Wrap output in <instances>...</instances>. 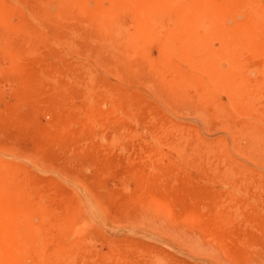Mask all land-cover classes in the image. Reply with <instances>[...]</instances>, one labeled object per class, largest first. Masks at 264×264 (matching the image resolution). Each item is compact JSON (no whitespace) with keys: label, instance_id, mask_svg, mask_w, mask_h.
<instances>
[{"label":"rangeland","instance_id":"1","mask_svg":"<svg viewBox=\"0 0 264 264\" xmlns=\"http://www.w3.org/2000/svg\"><path fill=\"white\" fill-rule=\"evenodd\" d=\"M261 238L264 0H0V261L264 264Z\"/></svg>","mask_w":264,"mask_h":264},{"label":"bare ground","instance_id":"2","mask_svg":"<svg viewBox=\"0 0 264 264\" xmlns=\"http://www.w3.org/2000/svg\"><path fill=\"white\" fill-rule=\"evenodd\" d=\"M105 159H107V158H105ZM142 181H143V180H142ZM146 182H147V181H146ZM117 199H118V198H117ZM117 199H116V200H117ZM188 216H189V215H188ZM233 220H234V219H233ZM199 221H200V220H199ZM200 222H201V224H200ZM200 222H199V226H203V229L206 230V231H205V230H202V231H204V235H203V236L206 237V238H207V236H209V238H211V237L214 236V238H215V235H216L217 230H216V232L214 233V235L212 236V234H211L212 232H211V233H210V232L208 233V231H209L208 228H209L210 226L207 227V229H206V226H205L206 223H205L204 221L202 222V220H201ZM196 223H198V222H196ZM202 223H205V225H202ZM194 224H195V223H194ZM208 225H209V224H208ZM193 226L196 227L197 225L195 224V225H193ZM204 226H205V227H204ZM189 227H190V226H189ZM211 227H212V226H211ZM200 229H202V227H200ZM217 229H218V231H220L219 228H217ZM210 230H211V229H210ZM214 231H215V230H214ZM191 232H192V231H191ZM196 232H197V230H196ZM205 233H206V234H205ZM217 233H218V232H217ZM10 234H11V233H10ZM200 234H201V233H200ZM202 234H203V233H202ZM207 234H208V235H207ZM218 234H219V233H218ZM13 235H14V234H13ZM220 235H221V234H220ZM223 235H224V234H223ZM242 235H243V234H242ZM260 235H261V234H260ZM260 235H259V236H260ZM201 236H202V235H201ZM203 236H202V237H203ZM224 236H225V235H224ZM249 236H251V233H249ZM219 237H221V236H219ZM226 237H228V236H226ZM251 237H252V236H251ZM11 238H12V236H11ZM206 238H205V239H206ZM246 238H247V235H246ZM256 238H258V236H257ZM219 239H220V238H219ZM219 239H218V240H219ZM229 239H230V238H229ZM11 240H12V239H10L9 241H11ZM215 240H216L217 242H215V243L212 242V243H214V244L218 243V244H217L218 247L221 248V249H220V248H219V249L222 250L224 253H227V254H228V252H227V251H228L227 244L224 243V240H225V239H224V240L221 239V241H223V243H222L220 240H219L220 242H218L217 238H215ZM261 240H264V238H263V239L261 238ZM208 241H209V239H208ZM212 241H213V240H212ZM230 241H231V240H230ZM246 241H247V240H246ZM246 241H245V242H246ZM225 242H227V240H226ZM219 243H220V244H219ZM261 243H263V241H261ZM261 243H260V244H261ZM254 244H256V243H254ZM250 245H251V244H250ZM250 245H249V246H250ZM262 245H263V247H264V244H261L260 247H262ZM16 246H17V244H16ZM246 246H247V245H246ZM258 246H259V245H258ZM254 247H255V246H254ZM263 247H262V248H263ZM235 249H237V247H236ZM251 249H253V248H251ZM255 249H257V248H255ZM260 249H261V248H260ZM260 249H259V250H260ZM220 250H219V251H220ZM230 250H231V249H230ZM233 250H234V249H233ZM245 250H246V249H245ZM235 251H237V250H235ZM242 251H243V250H242ZM255 251H256V250H255ZM223 252H222V254H224ZM233 252H234V251H233ZM257 252H260V251H257ZM239 253H240V252H239ZM242 253H243V255L245 254L244 251H243ZM250 253H251V252H250ZM227 254H225V255H227ZM231 254H232V253H230V255H231ZM228 255H229V254H228ZM247 255H248V254H246V256H247ZM257 255H259V253H258ZM260 255H261V254H260ZM236 256H237V255H236ZM254 256H255V255H254ZM231 257H233V256H231ZM239 257H240V256H239ZM257 257H259V256H257ZM262 257H264V256H262ZM262 257H261V258H262ZM248 259H250V258H248ZM5 260H6V258H5ZM5 260L3 259V261H0V263H1V262H5ZM251 260H252V259H250V261H251ZM7 261H8V259H7ZM237 262H238V260H237ZM5 263H6V262H5ZM2 264H4V263H2ZM6 264H9V262L6 263Z\"/></svg>","mask_w":264,"mask_h":264}]
</instances>
